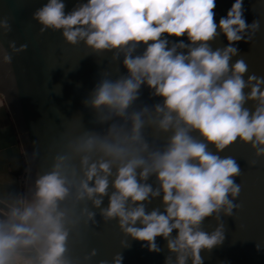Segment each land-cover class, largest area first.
I'll return each instance as SVG.
<instances>
[{
    "label": "clouds",
    "instance_id": "clouds-1",
    "mask_svg": "<svg viewBox=\"0 0 264 264\" xmlns=\"http://www.w3.org/2000/svg\"><path fill=\"white\" fill-rule=\"evenodd\" d=\"M215 8L216 0H86L66 13L64 0H47L33 12L41 34L61 31L90 55L111 53L126 73H101L82 101L93 127L78 117L79 133L65 139L28 196L0 197V264H88L97 250L81 261L70 244L81 226L98 223L97 214L116 222L121 248L130 247V238L159 254L162 238L164 264H204L202 251L223 243L222 216L239 207L233 201L241 169L219 153L239 141L264 159V77L245 80L247 63L232 62L236 45L252 39L259 21L246 22L243 0H234L218 24ZM11 30L8 18L0 19V32ZM221 34L228 44L213 49ZM11 47L27 49L14 41ZM143 87L159 102L138 103ZM157 198L163 211H148ZM207 218L217 222L211 232L202 228ZM123 259L117 252L98 264Z\"/></svg>",
    "mask_w": 264,
    "mask_h": 264
},
{
    "label": "water",
    "instance_id": "water-1",
    "mask_svg": "<svg viewBox=\"0 0 264 264\" xmlns=\"http://www.w3.org/2000/svg\"><path fill=\"white\" fill-rule=\"evenodd\" d=\"M84 2L86 0H64L65 12ZM46 3L47 0H0V19L7 17L12 29L6 36L0 32V92L5 95L11 112H16L13 117L18 131L24 133L20 137L32 174L31 184L27 182V192L37 174L49 167L52 156L61 150L65 139L79 133V116H82L84 128L93 127L92 113L82 101L94 88L101 73L107 70L113 73V77L126 73L122 63L111 62V53L103 57L90 55V50L82 42L75 46L68 44L61 31L48 30L41 34V25L32 14ZM233 3L234 0H216L214 19L217 24ZM243 6L248 24L259 21V30L252 39L236 45L239 55L232 61L242 58L247 63L246 80L252 74L264 77V0H243ZM181 39L188 42L187 37ZM13 41L17 48L27 45V49L15 52L11 47ZM227 44L221 34L212 47L222 48ZM139 51L142 52L143 48ZM159 99L152 97L150 90L143 87L138 103L151 105ZM246 107L252 109L253 103L248 102ZM163 142L164 137H161L159 143ZM210 150L215 151L211 146ZM219 155L235 158L241 169L235 181L240 185V193L233 201L239 207L233 209L232 217L222 216L225 239L211 252L202 251L204 264H264V159L255 157L251 146L239 141ZM252 160L256 161L254 165L249 163ZM150 183L155 186L154 177ZM107 203L105 198L104 205ZM154 208L163 211L161 198L147 205L148 211ZM96 220L95 226H81L80 238L70 244L74 257L82 261L85 255L96 249L97 255L88 264L111 261L117 252H122L123 264H164L169 253L162 238H157L163 250L159 254L148 251L142 247V242L130 238V247L121 248L124 237L116 222L105 223L99 214ZM216 226L215 220L207 218L202 228L211 232ZM256 244L261 246V251L256 250Z\"/></svg>",
    "mask_w": 264,
    "mask_h": 264
},
{
    "label": "crops",
    "instance_id": "crops-1",
    "mask_svg": "<svg viewBox=\"0 0 264 264\" xmlns=\"http://www.w3.org/2000/svg\"><path fill=\"white\" fill-rule=\"evenodd\" d=\"M3 96L6 101L4 94ZM8 111L9 113L0 104V197L3 198L20 195V192H15L16 186L13 182V176H18V172L24 167L23 155L20 145H18L19 141L22 142L20 135L23 132L18 131L16 122L10 118L11 115H14L9 105Z\"/></svg>",
    "mask_w": 264,
    "mask_h": 264
},
{
    "label": "rangeland",
    "instance_id": "rangeland-1",
    "mask_svg": "<svg viewBox=\"0 0 264 264\" xmlns=\"http://www.w3.org/2000/svg\"><path fill=\"white\" fill-rule=\"evenodd\" d=\"M0 104H2V106H4L6 109H7V112L9 113L8 111V103L4 100V96L3 94H1L0 92ZM16 112L13 113V115H15ZM10 118L15 122L13 116L11 115ZM24 134V133H22ZM20 140V139H19ZM22 141V140H21ZM18 145H20V149H21V152H22V155H23V164L25 166V170H26V173L29 171V167H30V164H29V161L27 159V156L26 153L24 152V146H23V143L19 141ZM25 153V154H24ZM13 182L15 183V186H16V189H15V192H20V195L22 196H26V193H27V182L28 180L24 177H18V176H13Z\"/></svg>",
    "mask_w": 264,
    "mask_h": 264
},
{
    "label": "flooded vegetation",
    "instance_id": "flooded-vegetation-1",
    "mask_svg": "<svg viewBox=\"0 0 264 264\" xmlns=\"http://www.w3.org/2000/svg\"><path fill=\"white\" fill-rule=\"evenodd\" d=\"M17 175H18V177H21L22 176V177L26 178L29 181V183L31 184L32 174H31L30 169L26 173L25 166H24V167L21 168V170L18 172ZM28 195H29V192L26 193V196H28Z\"/></svg>",
    "mask_w": 264,
    "mask_h": 264
}]
</instances>
